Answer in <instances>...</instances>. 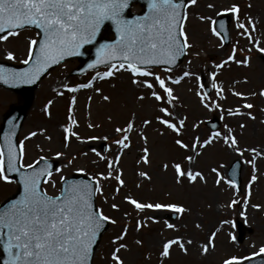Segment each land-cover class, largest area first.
I'll list each match as a JSON object with an SVG mask.
<instances>
[{"label": "rangeland", "instance_id": "1", "mask_svg": "<svg viewBox=\"0 0 264 264\" xmlns=\"http://www.w3.org/2000/svg\"><path fill=\"white\" fill-rule=\"evenodd\" d=\"M233 5L238 6L237 13L229 11ZM142 9L135 3L131 12ZM222 13L230 14L228 44L213 31L214 20ZM183 33L190 46L180 65L147 68L172 89L176 99L171 103L154 76L133 77L125 70L127 65L119 68L120 63H113L116 68L111 76L103 74L113 64L78 77L71 71L80 61L72 59L48 73L35 90L19 133L22 165L41 158L58 160L60 171H54L43 185L49 195L59 194L62 180L76 173L96 180L100 186L97 205L110 217V226L98 245L94 264H115L112 252L121 244L125 247L117 255L122 264H224L233 257L242 264L264 247V52L260 51L264 49V0L188 2ZM3 36L0 61L13 64L28 59L30 41L38 38L34 29ZM103 36L114 34L105 30ZM8 53L13 59H8ZM184 72L190 75L184 76ZM145 81L153 87L147 88ZM153 92L162 99L156 100ZM20 99L0 86V126L7 109ZM249 104L251 108L246 107ZM213 116L220 121L216 131L206 125ZM162 119L176 124L179 134L162 124ZM65 128L69 130L67 141ZM118 128L123 131L117 132ZM124 136L128 137L124 141L127 148L115 143ZM225 137L230 138L227 144ZM232 137L237 143L230 146ZM177 139L187 147L177 145ZM209 139L211 143L204 145ZM237 159L244 170L240 189L228 177L230 164ZM176 164L184 173L199 172L201 176L194 181L186 175L178 177ZM17 188L13 179L0 180V202ZM126 197L144 204L177 205L184 211L166 207L138 210ZM172 213L176 218L167 217ZM236 219L244 224L242 242L237 239ZM119 236L123 238L116 240ZM210 237L208 251L202 252L200 244L209 245ZM170 240L178 243L170 245V255L164 257L163 245Z\"/></svg>", "mask_w": 264, "mask_h": 264}, {"label": "snow or ice", "instance_id": "2", "mask_svg": "<svg viewBox=\"0 0 264 264\" xmlns=\"http://www.w3.org/2000/svg\"><path fill=\"white\" fill-rule=\"evenodd\" d=\"M188 2L194 4L195 0H188ZM129 3L130 0H0V33L7 30L11 35L13 34L12 30L25 25H35L44 33V39L39 41L36 63L32 69L20 73L5 72L0 69V81L4 83L10 81L34 82L50 64L57 63L65 55H71L83 44L89 43L105 20H111L115 24L117 35L113 44L102 45L101 48L105 51L108 60L122 61L119 65L120 69H125V65H127L125 70L129 71L133 77H148L154 76V73L147 69L148 65L162 62L174 64L183 50L190 46L183 32L179 33L184 37L183 40L178 39L176 34L175 26L182 19L179 13L180 4L177 0H147L148 11L141 17L128 20L122 16V13L129 7ZM229 11L237 13L238 6L233 5ZM237 27L244 29L245 26L238 23ZM213 31L215 33V29ZM215 34L219 35V33ZM3 39L6 37L0 36V40ZM36 44L37 41H30L29 57L32 54V46ZM260 51L264 52V49H260ZM8 59H13L12 53H8ZM229 59L231 60L232 57L230 56ZM28 62V60L24 61L26 64ZM105 62L103 56H98L97 60L89 67ZM237 63L240 62L237 61ZM115 68L116 65L113 64L103 75H113L112 69ZM97 75L100 74L97 73ZM183 75L188 76L190 73L184 72ZM154 79L170 98L169 103L176 99L172 95V89L165 86L163 79L159 76H154ZM133 83L135 84L137 81L133 79ZM144 83L149 89L153 87L152 83L146 81ZM173 83H179V80H174ZM88 86L81 85V87ZM70 90L74 91L75 89ZM152 95L156 100L162 99L155 92ZM237 95L240 94L237 93ZM261 95H264V91L261 92ZM105 99L108 98L105 97ZM246 107L251 108L252 105L249 104ZM160 111L168 114L167 109L161 108ZM160 122L179 134L180 129L176 124L167 119H162ZM9 123L12 122L9 121ZM145 123L147 124L148 121ZM179 123L183 126L184 121L181 120ZM131 127L132 125L129 124L128 128L131 129ZM64 131V139L67 141L69 130L65 128ZM116 131L122 132L123 129L118 128ZM30 135H35V133ZM70 135L77 136L75 132H71ZM127 139L128 137L124 136L123 140H117L115 143L127 148L129 145L124 143ZM229 139V137L224 138L226 144L229 143ZM210 143L209 139L204 142V145ZM236 143L237 141L232 137L230 146ZM176 144L182 148L187 147L179 139L176 140ZM15 147L8 139V172L19 170L16 167ZM56 155L60 156L61 153ZM26 167L31 169L32 165ZM174 167L178 177L186 175L190 181H194L201 176L199 172H182L180 164H176ZM109 168H111V162H109ZM55 171L59 172L60 169L57 168ZM46 174L51 175L47 169L22 173L20 180L24 187L22 198L19 201H13L9 209L0 213V228L6 229L7 237L3 241V249L9 257L5 264H88L96 233L104 222L110 220V217L103 215L102 212L92 211L90 196L93 189L88 185H73L69 189L70 195L63 198L49 197L43 194L38 187L39 178ZM8 179L5 174L4 153L0 151V180L8 181ZM116 179L121 184L123 183L119 176ZM252 179L255 180L256 177L253 176ZM217 182L219 183V181ZM230 183L234 186V182ZM95 191H100L99 185L96 186ZM126 199L138 210L166 207L174 209L177 213L184 211L181 206L177 205L144 204L130 197H126ZM232 203L235 204L236 201H232ZM111 207L116 209L117 205L112 204ZM111 223L115 224L116 221L111 220ZM137 227H140L139 222ZM167 227L172 228L173 225L168 224ZM212 236L214 237L215 233ZM122 238L123 236H119L116 237V240ZM232 239L234 240L235 237ZM211 242L212 237L209 238V245H205L201 249L202 252L208 251ZM177 243V240L164 243L161 255L169 256L170 245ZM124 247L125 245L121 244L112 252L111 259L115 264H122L117 253ZM179 247L186 251L183 243H179ZM259 251L264 253V247H261ZM224 264H239V262L237 258L233 257L226 260Z\"/></svg>", "mask_w": 264, "mask_h": 264}, {"label": "water", "instance_id": "3", "mask_svg": "<svg viewBox=\"0 0 264 264\" xmlns=\"http://www.w3.org/2000/svg\"><path fill=\"white\" fill-rule=\"evenodd\" d=\"M134 2H139L144 6V11L142 13L130 14L129 10H130L132 3H134ZM177 2L180 4L179 13L183 19L184 6L186 3V0H179ZM147 11H148L147 0H130L129 7H127L124 10V12L122 13V16L125 19L134 20L137 17L143 16ZM182 19L180 21H178L176 26H175L177 37L180 40H182L181 36L179 35L180 30H181ZM227 25H228V18L227 17H225L224 19L218 20V23H217L218 30L224 36L226 41H228ZM25 26L35 27L41 35L39 41H42L44 39V33H43L42 29L36 27L35 25H25ZM105 27H110L112 29V31H114L115 39L106 40V39L100 38L101 32ZM14 30H16V29H14ZM3 33L4 32H2L0 34H3ZM116 35L117 34H116L115 24L111 20H105L101 24L100 29L96 33L95 37L89 43L83 44L81 47H79L76 50L75 53H73L71 55H65L64 58L62 60H59L57 63L50 64L48 67H46L40 73L39 77L34 82H32V83H20L17 81H10L9 83H4L3 81H0L1 85L6 86L8 88H11L12 90L17 92L18 94H20L24 98V103L22 105L14 106L9 111V113L5 117L4 123L1 126L0 142L3 146L4 153H5L6 168H7V157H8V139H10L12 144L16 146L14 151H15V155L17 158L16 159V167L19 170L17 172H8L7 171V174H8V176L17 179V181L19 182V189H18V192L13 197L7 199L4 203H2L0 205V213H3L5 210L9 209L13 201H19L22 198V196L24 194V187L20 182L22 173H27V172H31V171L40 170V169H47V171L51 173L57 165V163L55 161L43 159L38 164H36L34 167H32L31 169H22L21 168V161H20L21 160V149L17 143V136H18V132L22 126V122L27 115V111H28L29 107L31 106V103L34 99V90H35L36 86L38 85L39 81L52 68L57 66L60 62L66 60V59H69V58L78 57L79 59H81L83 61V65L79 70H77V73H82V72L87 71L89 69H93V68L99 67L101 65L108 64L112 61H119V60H115V59L114 60H108L107 56L105 54V51L102 50V48H101L102 45L113 44L116 40ZM88 45H90L92 47L91 52L85 53L84 48H85V46H88ZM38 51H39V43L37 44L33 58L31 59V61L27 65L16 67V66H11L8 64L0 63V69H3L5 72H17V73L29 71L30 69H32L33 65L36 63V53ZM184 55H185V49L183 50V53L176 58V61L174 64H168V63L162 62V63L152 64V65H167L170 67H174L177 64H179V62L183 59ZM98 56H103L105 58L106 62L105 63H97V64H95L94 67H89L90 64H93L97 60ZM9 121H11L12 123L10 124ZM210 123H212V122H210ZM212 127L214 129L217 128L218 122L215 124H212ZM230 174H231V177L233 178V180L239 185V183H240V178H239V176H240V164H238V162H237V164H235L232 167ZM48 176L49 175L46 174V175H43L39 178L38 187H39L41 192H42V189H41L42 183ZM73 185H80V186L88 185L91 189H93L92 195L90 196V203L92 204V211L97 212V209H96L95 203H94V199H95L94 188H93L94 182L85 176L76 175V176H73L71 178L64 180L63 188H62V194L58 198H63L65 196L70 195L69 189ZM43 194H45V193H43ZM107 227H108L107 222H104L103 226L96 233L95 243L92 245L93 251L88 258V264H92V259H93V255H94V252L96 250V247L100 241L102 234L107 229ZM239 230H240L239 240H242L243 239V227L241 224H240ZM6 238H7L6 237V229L0 228V249H1L0 264H5V261L9 258L8 254L5 253L4 249H3V241ZM245 264H264V258H257L254 260H250V261L246 262Z\"/></svg>", "mask_w": 264, "mask_h": 264}, {"label": "bare ground", "instance_id": "4", "mask_svg": "<svg viewBox=\"0 0 264 264\" xmlns=\"http://www.w3.org/2000/svg\"><path fill=\"white\" fill-rule=\"evenodd\" d=\"M200 247H204V245L203 244H200Z\"/></svg>", "mask_w": 264, "mask_h": 264}]
</instances>
